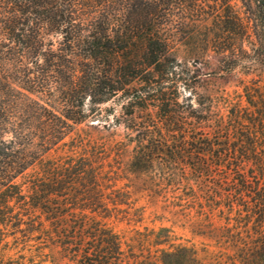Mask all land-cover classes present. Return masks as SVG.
I'll use <instances>...</instances> for the list:
<instances>
[{
  "label": "trees",
  "instance_id": "obj_1",
  "mask_svg": "<svg viewBox=\"0 0 264 264\" xmlns=\"http://www.w3.org/2000/svg\"><path fill=\"white\" fill-rule=\"evenodd\" d=\"M254 2L264 42V0ZM157 7L140 0L83 17L65 0H0V264H201L165 227L125 241L105 221L129 212L118 208L127 191L98 161L104 143L87 140L79 151V134L64 137L107 117L101 104L115 97V125L126 129L117 147L133 142L122 169L143 178L148 194L177 191L199 213L250 224L261 246L251 258L264 259V62L252 46L233 48L224 70L242 67L238 100L197 92L193 74L194 102L180 98L187 72ZM52 34H61L56 47ZM60 143L68 149L50 155ZM6 229L31 233L33 253L23 244L9 254L16 245Z\"/></svg>",
  "mask_w": 264,
  "mask_h": 264
},
{
  "label": "rangeland",
  "instance_id": "obj_2",
  "mask_svg": "<svg viewBox=\"0 0 264 264\" xmlns=\"http://www.w3.org/2000/svg\"><path fill=\"white\" fill-rule=\"evenodd\" d=\"M137 1L140 0H65L76 7L77 13L83 17H90L95 12L93 10L104 5L121 6ZM149 1L157 4V17L164 21L162 30L169 38L170 50L187 72L188 85L181 88L180 98L190 95L187 100L194 102L195 98H191L193 74L192 83L197 92L224 90L229 101L238 100V93L241 92L238 77L243 76L239 71L242 67L238 65L235 74H228L224 69L230 65V59L225 58L224 54L241 45L246 48L252 46L254 50L251 52L257 57L256 63L261 66L264 62L262 55L264 42L254 0ZM75 20L78 21V18ZM50 37L54 40L53 47H56L61 34H52ZM120 102V98L118 100L115 97L102 103L103 111L111 109L107 117L102 119L91 117L87 121L77 123L64 137V140H68L70 136L79 134L83 140L80 145L75 146L79 151L87 140L91 143H104L106 153L98 158V161L105 169H111L110 181L113 186L127 191L123 194L127 205L121 203L118 208L129 212L128 216L122 217L124 212L112 210L105 221L125 241H129L136 229L157 230L165 227L175 244L186 245L196 250L201 264H264V259L251 258L261 246L254 242L256 234L250 224L245 226L244 222L236 223L234 220L226 224L224 218L217 213L208 216L199 213L196 205L191 207L190 200L176 197L177 191L168 189L158 194H148L143 189L146 184L143 178L122 169L130 157L133 142L125 146L119 145V148L116 144V141L126 139L124 136L126 129L123 125H115V118L120 114ZM131 135H134V131ZM67 149L68 145L60 143L48 153L55 155ZM116 150L118 153H115ZM108 153L109 155H106ZM250 163L246 161L245 166ZM135 208L139 210L132 216ZM21 227L25 226L22 224ZM6 230L9 246L16 245L9 254L15 253L23 244H25L23 252L26 255L30 254L26 249L28 247H31L33 253L36 241L32 239L31 233L18 230L12 233L11 229ZM262 230L264 231V227ZM240 254L247 258H239Z\"/></svg>",
  "mask_w": 264,
  "mask_h": 264
}]
</instances>
